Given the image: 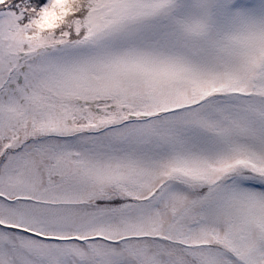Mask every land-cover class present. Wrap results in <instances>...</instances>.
Instances as JSON below:
<instances>
[{"label": "snow or ice", "instance_id": "snow-or-ice-1", "mask_svg": "<svg viewBox=\"0 0 264 264\" xmlns=\"http://www.w3.org/2000/svg\"><path fill=\"white\" fill-rule=\"evenodd\" d=\"M0 264H264V0H0Z\"/></svg>", "mask_w": 264, "mask_h": 264}]
</instances>
